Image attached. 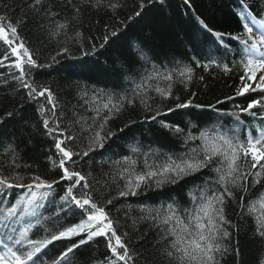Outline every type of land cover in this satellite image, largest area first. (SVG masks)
Here are the masks:
<instances>
[{"label": "trees", "instance_id": "16d2710c", "mask_svg": "<svg viewBox=\"0 0 264 264\" xmlns=\"http://www.w3.org/2000/svg\"><path fill=\"white\" fill-rule=\"evenodd\" d=\"M112 2L119 4L115 11L105 7L93 8L85 0H44L45 8L57 13L55 17H50L43 9L36 11L35 0H0V16L13 24L18 23L19 36L32 50L38 64H52L51 67L31 69L29 82H34V86L50 88L56 104L54 116L52 111L41 114V106L46 109L52 106L45 97L38 95L40 88H37L35 98L30 97L29 90L13 78L18 75V70L10 66V61H4L0 66V118H4L0 124V167L5 175H12L14 170L19 172L24 176L25 183L30 182L32 174L60 181L54 185L53 194L44 201V208L40 209L43 216L53 219L59 212L60 197L66 182L60 180L62 170L53 166V161L58 163L59 153L55 149L53 136L44 127L45 119L50 121V127H55L52 121L59 120L60 127L67 129L66 134L75 136L74 141L66 143L74 151L82 152L86 150V137L90 135L84 121L93 126L99 122L94 109L106 102L105 94L130 92L135 84L129 77L139 82L152 73L153 67L163 70L174 69L177 62L191 64L195 68L192 83L187 88L177 83L174 93L181 98V102L196 93L194 103L203 105L215 104L217 100L234 95L240 85L239 71L225 74L221 68L205 70L197 67L194 61L206 63L210 58H215L231 66V61L240 58L237 54L238 42L232 36L242 31L238 15L241 0H143L142 10L141 0ZM245 2L257 17L264 13V0ZM75 7L80 8L79 13L75 12ZM138 11L141 15L137 17ZM66 21L70 22L68 27L56 35L55 26ZM201 21L208 27L204 28ZM77 31L83 33V38L79 42L73 40L69 43L71 55L57 56L66 43L64 33L74 37ZM112 31L118 35L112 37ZM216 32L225 34L222 39L234 50L232 53L220 44L214 35ZM105 36L109 37L107 44H104ZM101 44L104 46L101 47ZM93 45L95 52L92 51ZM4 48L0 43V53L4 52ZM84 52L89 55L84 56ZM52 57H56L57 63L52 62ZM93 93L103 99L94 101ZM149 103H153V107L159 108L162 113L157 121L145 119L154 113L146 112L139 102L135 106H126L123 112L108 122L106 130L116 134L105 142L104 147L97 148L86 157H74L76 163L68 165L88 177L95 199L102 204L116 195L118 184L122 186V181L113 182L121 167L117 161L129 157L137 161L136 166L140 169L143 168L145 153L153 150L169 153L187 151L184 140L162 128L159 120L179 124L186 132L191 128L194 134H198L199 129L211 126L220 115L209 108L179 109L167 113V106L172 101L161 102L158 97ZM234 103L243 105L246 101L244 97H238L217 107L222 112L235 110ZM105 111L101 107V112ZM8 113L12 115L8 116ZM81 117L84 119L80 120ZM234 119L224 116L223 123L231 126ZM240 119L249 127L261 123L258 118L247 114H241ZM133 149L138 151L134 152ZM13 152L16 162L21 165L15 169L8 167ZM211 175L205 170L203 174L187 178L177 185L141 189L136 196L114 199L111 205H107L106 210L115 221L118 234L127 233L124 239L132 251L134 264H167L161 254V246L157 244L158 230L152 228L149 220L142 218L145 213L141 208L144 205L171 203L173 199L189 207V190L201 184L203 177ZM259 190L257 186L252 196L255 197ZM25 191L13 188L5 199L9 203L14 202ZM245 199L247 201L248 197ZM226 214L239 232L234 233L229 251L223 255L220 264H258L259 260L264 259V240L253 236L252 219L242 217L239 209L231 203L226 208ZM59 215L64 216V213ZM77 221L78 217L69 211L65 223ZM48 227L56 231L59 225L53 226L50 220ZM65 243L56 242L54 246H49L45 250L47 255L42 257L44 264H51ZM235 247L239 248L238 254L234 251ZM110 255L106 238L97 237L76 250L71 258L73 264H97V261H105L106 264V258Z\"/></svg>", "mask_w": 264, "mask_h": 264}, {"label": "snow or ice", "instance_id": "6c2138e0", "mask_svg": "<svg viewBox=\"0 0 264 264\" xmlns=\"http://www.w3.org/2000/svg\"><path fill=\"white\" fill-rule=\"evenodd\" d=\"M85 2L96 9L105 7L115 11L119 7V4L113 3L112 0ZM140 7L141 10L144 7L143 0ZM35 8L37 12L43 9L50 17L57 15L45 8L44 0H35ZM75 12L79 13L80 8L75 7ZM140 15L141 12H136L137 17ZM238 15L242 31L232 36V39L238 42L237 54L240 58L231 61V66L215 58H210L206 63L201 60L194 61L197 67L205 70L221 68L225 74L239 71L240 85L235 89L234 95L217 100L215 104L203 105L194 103L196 93H192L181 102V98L175 95L174 88L177 83L187 88L194 79L195 68L191 64L177 62L174 69L161 70L153 67L152 73L139 82H136L134 77H129L135 84L130 92L105 94L106 102L94 109L99 122L93 126L84 121L90 135L86 137V150L82 152L74 151L66 143L74 141L75 136L66 134L67 129L60 127L59 120L51 122L55 127H50L48 119L43 121L48 134L53 136L55 149L59 153L58 163L53 161V166L62 170L60 180L66 182L60 197L59 212L53 219L43 216L40 209L44 208V201L53 194L54 185L60 181L32 174L30 182L25 183L24 176L19 172L14 170L12 175H5L0 167V264H44L42 257L47 255L45 250L56 242L67 243L51 264H73L71 257L76 250L97 237L106 238L111 254L106 258V264H134L132 251L124 239L127 233L118 234L116 223L106 210L107 205H111L114 199L136 196L141 189H160L166 185H177L187 178L203 174L205 170L213 175L203 177L201 184L189 190L191 206L185 207L173 199L171 203L144 205L141 208L145 213L142 218L149 220L152 228L158 230L157 244L161 246V254L167 264H220L223 255L229 251L234 233L239 232V228L226 214L229 203L239 209L242 217L248 216L252 219L253 236L264 240V13L257 17L250 5L241 0ZM69 23L66 21L57 24L55 34L59 35ZM18 26V23L13 24L11 20L0 16V43L5 46L4 52L0 53V66H3L4 61H10V66L18 70V75L13 78L29 90L30 97L35 98L37 88H40L38 95L45 97L52 106L51 109L41 106V114L46 115L48 111H52L54 116V93L48 87L34 86V82H29L31 69L51 67L52 64H38L32 50L20 38ZM203 27L208 26L203 24ZM64 34L66 43L57 52V56H70L69 43L73 40L79 42L83 38L80 31H77L74 37H68L66 32ZM110 35L115 37L118 33L112 31ZM214 35L227 52L234 51L224 44V33L216 32ZM108 39V36L103 38L104 44L108 43ZM104 44H101V47ZM95 50L93 45L92 51ZM83 55L87 56L89 53L84 52ZM51 59L53 63H57L56 57ZM84 95L87 96L88 93L85 92ZM156 97L161 102L172 101V104L167 106V113H174L179 109L209 108L220 115L214 124L199 129L198 134H194L191 128L186 132L179 124L159 120L162 128L184 140L188 146L187 151L169 153L153 150L145 153L143 168L140 169L136 166L137 161L129 157L117 161L121 167L113 182L122 181V186L118 184L116 195L105 203H100L91 191L88 177L68 165L76 163L74 157H86L97 148L104 147L105 142L116 134L106 130L108 122L123 112L126 106H135L139 102L146 112L154 113L145 119L157 121V117L162 113L159 108L153 107V103H149L154 102ZM238 97H244L246 103H234L235 110L222 112L221 108L217 107L225 101H235ZM93 98L94 101L103 99L96 93H93ZM101 107L106 110L104 113L101 112ZM241 114L258 118L261 123L249 127L240 119ZM7 115L11 116L12 113ZM224 116L235 118L231 126L223 123ZM3 122L4 118H0V124ZM20 166L13 152V159L8 167L15 169ZM257 186L260 190L253 197L252 192ZM13 188L26 191L14 202L9 203L5 197ZM69 211L78 217L77 222L65 223ZM59 213H64V216ZM50 220L53 226L59 225L56 231L48 227ZM234 251L238 254L239 248L235 247ZM97 264H105V261H97ZM258 264H264V259L259 260Z\"/></svg>", "mask_w": 264, "mask_h": 264}]
</instances>
